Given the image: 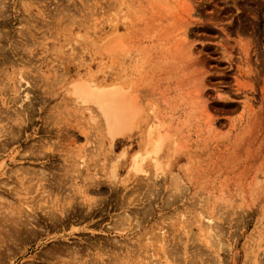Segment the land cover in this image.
I'll use <instances>...</instances> for the list:
<instances>
[{
	"label": "rangeland",
	"instance_id": "1",
	"mask_svg": "<svg viewBox=\"0 0 264 264\" xmlns=\"http://www.w3.org/2000/svg\"><path fill=\"white\" fill-rule=\"evenodd\" d=\"M3 2L7 5L5 15L8 19H12L11 24L3 28L9 30L10 36L0 44L5 48H14L24 40L28 42L29 37H31L29 44L40 41L34 46L32 55L28 58H32L31 62L34 64L42 63L39 68L42 73L51 76L54 72L52 67L58 69L59 64L68 78L71 76L73 79L81 77L90 80L91 77L94 83L96 80V85L99 87L115 86L116 89L125 92L127 101L137 115L131 123L129 122L132 124H129L130 129L127 127L124 134L117 136L109 149L110 142L107 137L104 138L103 132L93 130L95 125L103 129L101 119L93 124L89 122L88 112H85L86 104L79 105L78 108L84 116L79 112L74 113L78 117L76 121L79 130H77L65 124L71 119L69 116L66 117V109H72L74 104L71 105L70 98L64 91L59 96L54 95L55 97L50 98L42 93V85L34 90L35 109L30 118L34 122H29L24 127L23 135L29 134V136L22 144L36 143L40 136L44 139L49 138L45 141L52 142L55 147L59 142L64 141L62 142L65 143L64 145L60 144L63 153L65 152L64 155L75 162L85 155L84 159L90 165L89 171H97L102 182L101 194L97 195L91 191H89L91 194L87 193L88 196L98 197L96 199L102 208H100L102 213L95 211L92 220L90 218L82 220L77 215L65 219L64 221L69 220L66 221V229L56 233L65 234L58 242L59 246H63L59 249L69 246L83 250L80 252L83 254L90 241L104 244L114 239L112 234L111 237L110 235L105 237L95 233L99 229L98 224L102 226L108 223L110 215L114 217L119 212L116 205L123 193L121 188L117 192L110 191L107 183L110 171L108 166L113 165L117 157L120 158V162L124 161L121 167H116L118 180H121L128 171L127 167L132 155L144 153L142 151L148 147L147 135L154 131L155 133L150 134L152 141L157 137L155 134H159L158 138L161 141L160 150L152 154L157 162L161 163L160 165L158 163L160 168L158 167L156 173L161 175H158V181L163 177L161 181L165 180L167 186L166 189L164 187L159 189L160 195L156 196L154 202L161 205L169 193L167 181L170 173H173V177L177 175V179L181 180L182 184L178 183L179 186L182 185V190L180 186L179 191L186 190L185 194L181 193L185 197L178 200L171 208L163 207L157 212L159 215L164 213L170 215L171 211L173 213L171 220L176 224L175 226L189 222L188 226L191 224L190 221L195 224L192 223L188 238L178 233L182 235L183 240L187 238L189 243L188 252H190L186 260L190 261L187 263L185 260L184 264H192L190 262L193 261L194 251L198 250L203 251V255L212 262L213 253L210 251L207 253L208 250L202 246V242L194 239L199 231L197 225L201 216L208 217L210 212H213L212 215L216 214L212 221L215 229H212L225 234L220 235L219 238L218 252L222 259L221 264H264V0H5ZM24 19L29 20V27L24 23L28 21ZM20 28H23L22 33L18 31ZM79 36L82 37L78 38ZM41 37L44 39H40ZM117 39L122 40V42L118 41L120 49H117L118 46L114 49L106 47L107 44L110 46L111 42L115 43ZM123 42L124 44L120 45ZM122 46H128V50ZM105 48L107 51L113 50V53L104 51ZM118 50L126 52H118ZM7 52L10 56V50ZM23 87L24 85L21 89ZM127 87L131 90L129 91ZM41 97L46 99L45 102L40 103ZM63 98L67 101H63L61 105L62 114L59 116L63 118V122L60 125L70 127L69 132L64 134L65 131H62L60 134L51 131L50 134H45L49 137H43L44 132L41 128L45 125L41 124L40 118L49 114V109ZM92 109L95 110V107L92 106ZM56 134L61 135L62 138ZM71 139L75 144L71 143ZM89 139L95 141L86 143ZM94 143L98 145L100 143L99 148L102 146L104 148L96 151L98 155L100 154L99 158L98 155L94 156L90 153ZM13 144L9 145L16 147L18 143ZM148 156L151 157V153L144 158L148 160H143L145 164L142 165L147 171L153 172V160L150 161ZM45 160L41 159V162L39 160L33 163L37 168L38 166L41 168V165L46 163L44 165L46 168L59 171L62 163L67 161L64 162L57 155L51 157L50 161L44 162ZM23 165L30 164L24 161ZM0 178L5 180L3 175ZM0 196L15 201L14 197L3 193L1 189ZM84 211L85 209L78 207L77 213L81 214ZM178 212L183 215L181 220L175 217ZM205 213H208V216ZM203 221L201 226L203 225L204 228ZM94 222L97 223V227L91 225ZM72 224L74 228L71 227ZM217 228L219 230H216ZM72 230L74 233L69 234ZM48 232L52 235L51 232L54 233L55 230ZM44 236L43 233L32 239L29 242L32 248L36 241L43 239ZM215 240L213 242L217 243L218 240ZM10 241L5 243V247H3L4 243L0 246V264H9L10 260L15 258V264H20L21 258L17 257L21 254L19 251H22V244H14L13 240ZM54 249L51 245L35 250L28 249L21 261L23 264L72 263V260L68 259V254L59 255ZM48 251L53 252L51 254L53 259L47 256ZM55 258L57 260H54ZM177 260L181 259L177 258ZM181 261L183 263V260ZM181 261H177L176 264H182Z\"/></svg>",
	"mask_w": 264,
	"mask_h": 264
},
{
	"label": "bare ground",
	"instance_id": "2",
	"mask_svg": "<svg viewBox=\"0 0 264 264\" xmlns=\"http://www.w3.org/2000/svg\"><path fill=\"white\" fill-rule=\"evenodd\" d=\"M3 1L5 0H0V42L2 40H8L10 36L9 30H4V29L7 26V24H11V19H12V18L8 19L7 16L5 15L7 5H5ZM70 17H72L71 14ZM72 19L74 20V18ZM27 21L28 22L24 21V23L27 24V26L29 27L30 26L29 20ZM39 27L41 28V25ZM22 29L20 28L18 29V31L22 33L23 32ZM42 32L43 31H41V33ZM24 34H28V33L24 32ZM22 37L23 36H21V39H23ZM81 37L82 36H79L78 38ZM29 38L31 39V37ZM40 39H44V37H41ZM29 40L28 42H25V40L24 42H20V44L14 48H5L4 45L0 44V160H1L0 176L3 175L5 177V180H2L0 178L1 179L0 189L2 190L3 193L9 194L11 197H14L15 199V201H11L10 199L0 196V246L4 243L3 247H5V243L10 240H11L10 242L14 241V244L16 243H18V245L25 244V246L21 245L22 251H19L21 254L17 257V258H21L19 261L20 264H23L21 260L25 255V253L28 251V249L35 250L42 246H47V245H51L53 248H55L54 250H56V252H58L59 255H62L64 253L68 254L69 255L68 259L72 260V263H69L70 260L68 261L69 264H176L177 261H181V260H183V263L182 261L181 263L184 264L185 260L188 259V253L190 252V251L188 252L189 243H187L188 242L187 238H188V232L190 231L193 222L190 221L191 224H189L188 226L187 223L189 222L183 223V225L180 224L175 226L176 224L175 223L173 224L171 220V215H173L171 211L169 212L170 215H165V213L163 215H159L157 211H161L163 207L167 209L171 208L174 204L178 202V200H181L182 198L185 197V196L183 197V195L185 194L186 190L185 192L179 191L180 189L182 190V185H180L181 186L180 188L178 183L181 180L177 179V175L175 176L176 177L175 178L172 176L173 173L172 174L170 173L172 177L169 175L170 178L167 181L169 183L168 184L169 193L167 194V196L165 195L166 198H164L161 205H158L157 202H154V199H157L156 196L160 195L158 194L160 192L159 189H161L162 187H164V189L167 188L166 181L164 179H162L164 181H161V178L163 177H161L160 180L158 181L159 174L156 173V171L160 168L159 165L161 163L157 162L156 158L152 156V154L154 155L157 153V151L160 150V146H161V141L158 138L159 134H155V136L157 137L155 138L154 141H152L151 138L152 135L150 136V134L155 133L154 131L153 132L151 131V133L147 135L148 147H146L142 151L144 153L143 154L135 153L132 155L129 162V167H127L128 171L121 180H118L116 167L117 166L121 167L124 164L123 161L124 159L121 160L123 162H120L119 161L120 158L117 157V159L115 160L113 159L114 162L112 160L113 165L110 164L111 166H108L110 171L108 172L107 183L109 185L110 191L114 190V192H117L121 188L123 192V193L121 192L122 193L121 195L119 194L120 200L118 202V205H116V208L119 210V212L116 213L114 217L110 215V221L102 226L99 224L97 225L96 222H94L91 225L99 226L98 227L99 229H97V231L95 232L97 235L108 237L110 234H112L114 239H111V241H106L104 244H99L98 241L88 242L87 247H85L86 249H84L86 251H84L83 253L85 255L80 253L81 251L83 252V250L80 251V249L70 248L69 246L59 249L61 245L59 246L58 242L60 239L64 237L65 234L57 235L56 233L64 230L66 221H69V220L64 221L65 219H68L69 217H75V215H77V217L81 218L82 220L84 218H90V220H92V218L96 214L95 211L102 213L100 210L101 207L99 206L98 199H96L97 196L94 198L93 195L92 196L87 195L89 191L97 193V195L101 194L102 182L100 181L101 177L98 175L97 171L96 172L89 171L90 165L87 164L86 160L84 159L85 158L84 154H83L84 156L80 157V160L77 162L72 161L71 158L66 154L64 155L65 152L63 153V150L60 145L63 144L62 142L64 141H62L61 143L59 142V145L55 147L52 142L49 143L48 141H45L46 139L49 138L44 139L42 138V136H40V138L38 137L39 139L37 141L35 140L36 143L34 142L29 143V145L22 144L23 142L27 141V138L29 136V134L28 136L23 135L24 127L27 126L29 122L30 123L34 122V120H30L31 114H33V111L35 109L34 100L36 96L34 94V90L36 89V87L42 85L43 87L42 93L44 94V96L46 95L50 96V98H52L54 95L59 96L64 91L66 95L70 98L69 101H71L70 102L71 105L74 104L72 109L65 108L66 112L64 110V112L66 113V117L69 116L72 119V120L69 119V121L67 120L68 122H66L65 124L77 130H79L78 122L76 121L78 117L74 115V113L79 112L81 113V115H83L78 108L80 107L79 105L86 104L87 107H85L86 108L85 112H88L87 113L88 121L92 122L93 124L98 119H101V125L103 126V129H100L99 125L97 126L95 125V127L93 128V125L91 124L92 127L91 125L90 127L93 128V130H97L98 132L99 131L103 132V136L105 135L104 138L107 137L106 139H108V141L110 142V145L108 144L110 147L109 149H111V143L115 138H117V136H121L122 134H124L125 133L124 131H126L127 127L130 129L129 124L132 122V119H135L134 117L137 115L136 112L133 110L132 106L127 101V96H125V92L116 89L115 86L105 87L106 86L105 85L103 88L99 87L96 85V80H94L95 81L94 83L92 80L93 78L91 79V77L90 80L82 79L80 76L79 79L77 78L73 79L71 78V76H69L68 78L67 73L64 72L65 70H63V68L60 67L59 64H58V69H54V67H52L54 72L52 73L51 76L49 74L42 73L39 70L40 65L42 63L38 64L37 62V64L36 63L34 64L31 62L32 58L31 59L28 58L30 57V55H32L34 46L38 45L40 41L35 40L37 41L36 43L30 41L32 43L29 44ZM57 40L59 39L57 38ZM75 41H73V43H76ZM118 41L122 42V40L117 39L115 43L111 42L110 46L109 44H107L106 47L108 46L109 49L110 48L114 49V47L118 46L117 49H120ZM112 43L114 46L112 45ZM123 44L124 42L121 43L120 45ZM126 45L127 44L125 43V46ZM122 47L127 48L128 50V46L127 47L122 46ZM8 50H10L11 53L10 56H8V52H7ZM104 51H107L106 48ZM108 51L112 52L113 50H108ZM122 51L126 52L125 50H120V51L118 50V52H122ZM107 52L104 53L106 54ZM108 54L109 53H107V55ZM23 56L26 59H24ZM22 85H24L23 89H21ZM130 90L131 89H129V91ZM30 93H32V95ZM43 97L40 98L41 99L40 103L45 102L46 99H43ZM63 101L65 102L67 100L66 99L64 100L63 98V100L58 101L55 106L52 105L53 107L49 109V114H45L42 117L40 116L41 118L38 116L41 119L40 120L41 124L45 125L44 127L41 128L42 131L44 132L43 133L44 135L42 134L43 137L44 136L49 137V135H45V134H50L51 131L60 134L62 133V131H65L64 134H67L69 132L70 127L66 128L60 125L63 122L62 121L63 118L61 119V117L59 116L60 114H62L60 110ZM88 104H91V106H88ZM92 106L95 107V110L92 109ZM50 110L52 112H50ZM70 120L72 121L73 124L70 122ZM153 127L155 128V126ZM127 131L129 130L127 129ZM56 136L62 138L61 135L59 136L58 134H56ZM88 137L90 138V135H88ZM90 139L89 141L87 140L86 143L92 142L90 141ZM59 141H61V139H59ZM70 141L71 143L74 142L73 139H71ZM14 142H17L18 144L16 145V147L13 146L14 147L13 148L9 144H13ZM99 145L98 143H94L93 145L94 151L93 150L90 151L92 155L97 156L98 153H96V151L98 149L103 148L102 145H101L102 148H99L100 147ZM10 146L12 148H10ZM7 150L9 151L5 154ZM73 150L75 151V148ZM150 153H151V157L149 156L148 157L149 160L150 159L153 160V164H152L153 172L151 170L147 171V168L144 169L145 167H143L142 165L145 164L143 163L144 158L147 157V155H149ZM56 155L61 160L63 159V161L67 160L66 162L64 161L65 163H62L59 171L52 170L51 168L50 169L46 168L44 166L46 163H44L43 165H41L40 163L41 168L40 166H38L39 168L35 167L33 163V162L37 163L36 161L39 160L41 162V159H46L44 162L50 161L49 159L51 157L54 158ZM122 155L123 154L121 153V156ZM79 156L81 155L79 154ZM110 156L111 154L109 155V157ZM146 160L148 159L146 158L144 161ZM24 161L29 163L30 165L24 166L23 165ZM9 164L11 165V167H6ZM101 175L103 176L102 173ZM180 184H182V182H180ZM81 187H83V190H81ZM84 191L86 194L84 193ZM181 193L184 194L182 195ZM89 194L91 193L89 192ZM119 195L116 196L119 197ZM103 197L105 198V196ZM104 200L102 199V201ZM106 201L107 200H105V202ZM78 207H80L81 209H85V211L81 214L80 212L77 213ZM185 208L186 210H188L187 207ZM185 213H187V211ZM212 213L213 212H210L209 216L207 215L208 213L207 214L205 213L208 217L203 216L204 218H206V220L204 221H203L204 218L201 216V219L205 226L203 228V225L201 226L202 223L201 219H200L201 223L198 220L200 223V225L199 223L198 225L196 224L197 226H199L198 234L196 235L195 238L193 237L194 235L192 234L193 235L192 237L202 242L203 244L202 246H204L208 250L207 253H209V251L213 253L212 255L214 258H211L212 262H210L207 259L206 255H203V251L202 252L199 250L197 252L194 251L193 261L190 262L192 264H196L197 263L196 261H198L200 264L222 263L221 262L222 259L218 252L220 251L219 238L220 235L222 236L225 234H221L222 232L220 233V231L216 232L214 230L215 229L213 227L214 222L212 221H213V216L214 215L216 216V214L214 213V215H212ZM181 214L182 213L178 212V215L180 216L178 217V215L177 216L175 215V217L181 220V218H183L182 217L183 215ZM198 215L200 216V214ZM40 223H42V225ZM72 226L73 224L71 225V227ZM38 228L40 231H38ZM49 230H53V231L55 230V232L54 233L51 232L52 235H50L48 232ZM216 230L219 229L217 228ZM43 233L45 234L43 239L40 238L38 241H36L35 246L32 248V244L29 242ZM72 233H74L73 230L69 234ZM178 233L187 236L186 240H183L182 235L180 236V234ZM193 238L191 239L193 240ZM215 239L218 240L217 243L213 242ZM189 241H191L190 238ZM46 254H48L47 256H49L51 259L54 258L51 256V254H53L52 251H48ZM176 257L178 259L180 258L181 260H177ZM45 258L46 256H44V259ZM204 258L207 260H204ZM54 260H57V258H55ZM54 260L52 263H54ZM15 261L16 258L10 260L9 264H15ZM188 261L186 260L187 263ZM45 262L47 263V261Z\"/></svg>",
	"mask_w": 264,
	"mask_h": 264
}]
</instances>
